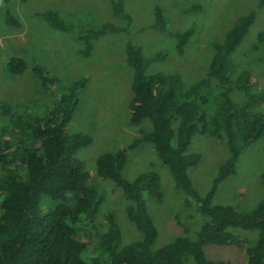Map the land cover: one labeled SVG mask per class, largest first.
Masks as SVG:
<instances>
[{
    "label": "trees",
    "instance_id": "16d2710c",
    "mask_svg": "<svg viewBox=\"0 0 264 264\" xmlns=\"http://www.w3.org/2000/svg\"><path fill=\"white\" fill-rule=\"evenodd\" d=\"M126 2L111 0V6L114 18L127 23V28L104 23L78 36L86 45L81 51L84 57L91 55L93 40L129 29L132 18L126 12ZM259 6H264V0H260ZM202 9L194 6L189 11ZM39 16L53 29L69 33L67 23L57 10L47 9ZM255 21V13L239 19L223 42L214 46L207 76L188 88L178 74H148L150 65L166 59V52L146 56L141 47L128 43L126 60L134 72L130 122L139 126L148 119L153 131L137 139L128 149L100 154L96 172L100 178L115 183L134 202L126 209V218L142 234L140 241L122 245V229L113 212L105 215L107 231L101 234L97 230L96 215L104 199L92 185L85 163L77 158L78 152L90 146L93 139L88 135L69 136L65 132L80 105L86 79L63 89L56 109L44 119L25 115L18 108L0 106L9 118V123L0 131V264H188L190 258L195 264H230L210 261L205 254V247L209 245L239 247L246 242L230 229L258 231L256 244L247 250V264H264V198L249 212L212 203L219 186L235 174L241 154L264 136V114L252 111L262 96L253 95L251 74L244 72L236 81L232 80L236 74L233 55ZM6 25L21 28L22 24L9 11ZM166 26L163 11L157 7L152 28L165 31ZM194 34L195 28H191L175 35L181 56ZM259 41L264 42L263 32ZM6 66L14 77L27 70L25 60L16 57ZM34 72L42 88L47 89L45 70L38 67ZM233 90L244 93L242 103L232 99ZM196 135L225 141L230 151V158L205 197L196 191L188 176V170L201 162V155L188 154ZM144 142L154 145L178 190L193 200L205 217L195 241L178 237L161 249L154 248L158 231L149 215L145 195L159 203L164 201L160 177L147 173L132 182L123 178L128 151ZM46 198L56 203L50 210L44 208ZM186 205L190 207L189 202ZM91 232L97 234L95 241H85L83 233Z\"/></svg>",
    "mask_w": 264,
    "mask_h": 264
},
{
    "label": "rangeland",
    "instance_id": "374dc122",
    "mask_svg": "<svg viewBox=\"0 0 264 264\" xmlns=\"http://www.w3.org/2000/svg\"><path fill=\"white\" fill-rule=\"evenodd\" d=\"M259 3L260 0H127L126 12L132 18L129 29L93 40L91 55L84 57L81 51L86 45L78 39L80 34L104 23L127 28V23L114 18L111 0H8L7 3L0 0V106L18 108L25 115L44 119L56 109L63 89L87 80L80 105L65 132L69 136L88 135L93 139L90 146L78 152L77 158L85 163L92 185L104 199L96 215L99 233L107 231L105 215L113 212L122 229V245L142 240V234L126 218V209L134 202L115 183L100 178L96 172L100 154L128 149L137 139L153 131L148 119L139 126L130 122L134 72L126 60L128 43L141 47L146 56L166 52V59L150 65L148 74H178L188 88L207 76L214 46L223 42L239 19L255 13V24L233 55L236 74L232 80L236 81L244 72L251 74L252 93L262 96L252 111L264 114V42L259 41L260 34L264 33V6L260 8ZM194 6L203 9L190 12ZM157 7L163 11L167 23L165 31L152 28ZM47 9L57 10L62 15L69 33L53 29L39 16ZM9 11L21 22V28L6 25ZM191 28H195V34L181 56L175 35ZM14 57L27 64V70L18 77L11 76L6 66ZM38 67L45 70L47 89L42 88L34 72ZM231 96L236 103L245 100L244 93L238 90H233ZM7 123L9 118L0 110V131ZM188 154L201 155V162L188 170V176L196 191L205 197L230 158L228 145L210 136L196 135ZM147 173L159 175L164 195L162 203L145 195L149 215L158 231L154 248L161 249L178 237L195 241L205 217L199 213L195 202L178 190L170 169L160 160L154 145L144 142L128 151L123 178L132 182ZM263 174L264 136L241 154L235 174L219 186L213 205L233 206L240 212L252 211L264 198ZM188 202L190 207L186 205ZM55 204L46 198L44 208L50 210ZM230 231L246 242L239 247L206 246L207 259L247 264V250L256 244L258 231ZM96 235L83 233V239L95 241ZM188 264L195 262L190 258Z\"/></svg>",
    "mask_w": 264,
    "mask_h": 264
}]
</instances>
